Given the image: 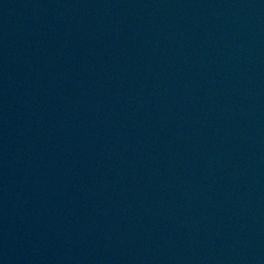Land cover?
<instances>
[{
  "label": "water",
  "instance_id": "95a60500",
  "mask_svg": "<svg viewBox=\"0 0 264 264\" xmlns=\"http://www.w3.org/2000/svg\"><path fill=\"white\" fill-rule=\"evenodd\" d=\"M0 264H264V0H0Z\"/></svg>",
  "mask_w": 264,
  "mask_h": 264
}]
</instances>
